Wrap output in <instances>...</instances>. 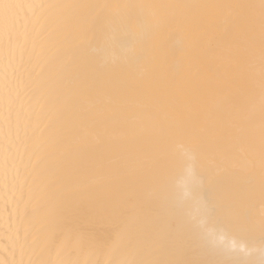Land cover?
<instances>
[{
    "label": "bare ground",
    "instance_id": "bare-ground-1",
    "mask_svg": "<svg viewBox=\"0 0 264 264\" xmlns=\"http://www.w3.org/2000/svg\"><path fill=\"white\" fill-rule=\"evenodd\" d=\"M264 0H0V264H264Z\"/></svg>",
    "mask_w": 264,
    "mask_h": 264
},
{
    "label": "snow or ice",
    "instance_id": "snow-or-ice-1",
    "mask_svg": "<svg viewBox=\"0 0 264 264\" xmlns=\"http://www.w3.org/2000/svg\"><path fill=\"white\" fill-rule=\"evenodd\" d=\"M262 229H264V224H262Z\"/></svg>",
    "mask_w": 264,
    "mask_h": 264
}]
</instances>
